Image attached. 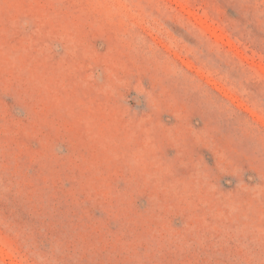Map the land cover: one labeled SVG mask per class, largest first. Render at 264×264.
Here are the masks:
<instances>
[{
	"label": "rangeland",
	"instance_id": "1",
	"mask_svg": "<svg viewBox=\"0 0 264 264\" xmlns=\"http://www.w3.org/2000/svg\"><path fill=\"white\" fill-rule=\"evenodd\" d=\"M0 264H264V0H0Z\"/></svg>",
	"mask_w": 264,
	"mask_h": 264
}]
</instances>
